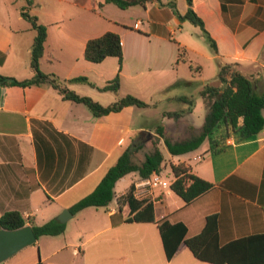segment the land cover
<instances>
[{"label": "crops", "instance_id": "0c3cea01", "mask_svg": "<svg viewBox=\"0 0 264 264\" xmlns=\"http://www.w3.org/2000/svg\"><path fill=\"white\" fill-rule=\"evenodd\" d=\"M30 1L0 0L1 75L18 80L33 76L29 56L35 32L21 16L26 10L46 26L41 71L60 79L85 76L95 86H67L102 105L127 94L150 106L163 99L200 96L205 82L218 84L219 61L237 63L239 71L254 79L255 91L264 92V0H192L216 50L198 25L175 13H186V0H174L175 8L172 0H150L125 9L105 0ZM107 31L120 37V69L115 56L98 63L84 58L87 40ZM178 47L184 49L180 58ZM208 63L210 75L204 76ZM117 72L118 92L96 88ZM177 80L182 82L171 86ZM141 108L128 105L96 116L48 83L0 84V215L16 210L40 225L69 210L96 187L128 146L155 127L140 122ZM182 118L169 117L164 129ZM223 130L216 136L217 145L205 139L197 147L204 143L203 149L185 160L192 175L212 184L189 203L172 190H155L157 201L142 200L151 203L153 219L129 220L133 212L124 196L139 178L131 172L127 184L130 173L116 181L107 205L72 213L61 234L39 236L0 264H213L196 258L184 242L202 231L209 216L219 246L253 236L264 240V135L259 131L239 138L228 130L221 136ZM173 135L179 133L174 130ZM161 226L168 248L174 249L170 257ZM181 228L176 244L171 235Z\"/></svg>", "mask_w": 264, "mask_h": 264}, {"label": "trees", "instance_id": "16d2710c", "mask_svg": "<svg viewBox=\"0 0 264 264\" xmlns=\"http://www.w3.org/2000/svg\"><path fill=\"white\" fill-rule=\"evenodd\" d=\"M150 0H105L112 2L119 8L125 9L135 4L144 5ZM187 11L180 15L175 13L180 19L189 20L198 25L207 39L210 46L216 50L215 41L206 31L202 19L192 8V0H186ZM31 1L28 0V4ZM175 8V1L169 2ZM21 16L27 20L35 35L30 46L29 66L33 71V76L27 79L18 80L14 77L0 74V84L3 85H27L32 83H48L57 89L62 97L76 103L84 104L94 115L99 116L113 111H119L124 106L134 105L137 107H147L148 104L141 99L127 94L107 105H102L92 98L79 95L69 89V82H85L95 86L88 81L85 76H77L71 79H60L53 73H45L39 67V60L43 54L44 42L46 39V26L39 23L35 15L26 10H21ZM179 58L184 49L178 47ZM115 56L118 58L119 69L122 64V49L120 37L112 31H107L98 37L88 39L84 48V58L90 62H101L105 57ZM181 60V59H180ZM218 73L216 80L218 84L205 82L199 91L203 106L206 110L204 121L199 133L189 139L171 142L164 137L163 126L158 127V135L163 138L167 151L172 155L184 154L196 149L205 139L210 145H217V134L221 130H231L239 138H245L257 134L264 127V92L258 93L254 89V79L243 74L237 69V63L218 62ZM182 81L177 80L176 86ZM190 83L188 81H184ZM120 86L119 72L102 86H96L99 91L118 92ZM182 100L192 104L186 97ZM169 117L178 118L182 112L165 113ZM155 144V143H154ZM142 147V143H133L128 146L118 157L115 164L110 166L101 178L96 187L86 196L78 200L69 210L75 214L85 207L105 206L114 197V186L118 179L124 175L135 172L137 177H147L152 174H159L162 171L164 155L155 145L154 150L146 153L141 163L133 161L134 154ZM174 180L170 184L171 190L177 194L185 203H189L200 194L212 187V184L190 173V166L186 162H178L170 165ZM133 216L129 220H152L150 215L152 205L150 202L138 200L133 196V183L124 196ZM120 200V198L118 199ZM147 212V213H146ZM213 217H207V223L202 231L192 237L184 239L186 246L192 254L203 261L213 264H264V240L262 236L242 238L230 242L224 246H219L217 242V232ZM29 224L38 238L42 235H58L65 229V223L53 218L40 225L34 224L30 220L22 217L16 210L5 211L0 215V228L13 230ZM184 228L174 230L171 236L176 237V244L182 238ZM160 232L165 247L167 257H170L174 249L168 248V236L165 228L160 227ZM168 235V234H167Z\"/></svg>", "mask_w": 264, "mask_h": 264}, {"label": "rangeland", "instance_id": "374dc122", "mask_svg": "<svg viewBox=\"0 0 264 264\" xmlns=\"http://www.w3.org/2000/svg\"><path fill=\"white\" fill-rule=\"evenodd\" d=\"M192 64L196 66L194 63ZM190 71H192L193 73L197 72L196 69H191ZM210 71H211V63H208V65L204 67L203 75L209 76ZM182 98L184 99V97ZM188 98L192 101V104L178 97L177 99H174V100H168V99L164 100L163 99V100H160L157 105H153V106L148 105L147 107L141 108L142 117L140 118L141 119L140 122H142L143 124H147V125H155V127H153V129H150L148 131H144L140 136H139V132L134 134L135 137L139 136L135 143H142V147L134 154L132 158L134 162L141 163L145 157V154L152 152L156 145L162 151L164 155L161 173L167 178H172L173 173L171 172V169H170L171 164H176L178 162H185V160H190V157L193 154L200 152L203 149V147L206 145L204 143L199 148L191 152L179 154V155H172L167 151L164 145L163 138L160 137L157 133L158 127L161 125L163 126L164 121L167 122L169 116L165 115V113H168V112H182V115H183L182 119L180 120L178 119L176 120V122H172L174 124H171V125L167 124L165 126V129L163 126L164 137H166L168 140H170L171 142H176L177 140L182 141V140L189 139L192 136H195L199 133L201 129L200 126H202L203 121H204L203 118L206 114V110L203 106L202 99L200 96L189 95ZM190 110L192 111V113L190 114V116L189 114L187 116L186 113L189 112ZM170 118L171 119L175 118V116L170 117ZM134 124H137V123H134ZM192 125L194 128L192 127ZM174 130L179 133L178 137H174L173 135ZM227 134L228 133L223 130V134L221 136H224ZM132 173H130V175L125 177L124 179L125 184H127L129 180L132 178ZM119 188L120 186L118 185L117 186L118 191L121 190Z\"/></svg>", "mask_w": 264, "mask_h": 264}, {"label": "water", "instance_id": "95a60500", "mask_svg": "<svg viewBox=\"0 0 264 264\" xmlns=\"http://www.w3.org/2000/svg\"><path fill=\"white\" fill-rule=\"evenodd\" d=\"M72 212L65 209L57 219L64 223ZM32 227L28 224L17 229L7 230L0 228V263L18 252L23 247L36 241Z\"/></svg>", "mask_w": 264, "mask_h": 264}, {"label": "built area", "instance_id": "2783aa9c", "mask_svg": "<svg viewBox=\"0 0 264 264\" xmlns=\"http://www.w3.org/2000/svg\"><path fill=\"white\" fill-rule=\"evenodd\" d=\"M260 133L264 135V127ZM174 179V176L167 178L162 173L137 178L133 181V196L138 200L157 201L154 191L162 190L164 193L170 191V184Z\"/></svg>", "mask_w": 264, "mask_h": 264}]
</instances>
